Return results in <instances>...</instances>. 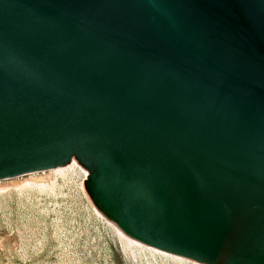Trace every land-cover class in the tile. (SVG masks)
Wrapping results in <instances>:
<instances>
[{
  "label": "water",
  "instance_id": "water-1",
  "mask_svg": "<svg viewBox=\"0 0 264 264\" xmlns=\"http://www.w3.org/2000/svg\"><path fill=\"white\" fill-rule=\"evenodd\" d=\"M73 160L129 238L264 264V0H0V180Z\"/></svg>",
  "mask_w": 264,
  "mask_h": 264
},
{
  "label": "rangeland",
  "instance_id": "rangeland-1",
  "mask_svg": "<svg viewBox=\"0 0 264 264\" xmlns=\"http://www.w3.org/2000/svg\"><path fill=\"white\" fill-rule=\"evenodd\" d=\"M86 176L72 161L0 180V264H200L121 235L84 194Z\"/></svg>",
  "mask_w": 264,
  "mask_h": 264
},
{
  "label": "bare ground",
  "instance_id": "bare-ground-1",
  "mask_svg": "<svg viewBox=\"0 0 264 264\" xmlns=\"http://www.w3.org/2000/svg\"><path fill=\"white\" fill-rule=\"evenodd\" d=\"M74 161V160H73ZM72 163V162H71ZM70 163V164H71ZM69 165V164H68ZM67 165V166H68ZM64 167H66V166H64ZM61 168H63V167H61ZM82 168V167H81ZM86 171V170H85ZM85 194V193H84ZM95 209V208H94ZM96 210V209H95ZM97 211V210H96ZM98 212V211H97ZM118 230V232L121 234V235H125L124 233H122V231L121 230H119V229H117ZM129 238V237H128ZM131 241H135L134 239H131V238H129ZM135 242H137V241H135ZM139 243V242H138ZM144 245V244H143ZM146 246V245H145ZM151 248V247H150ZM153 249V248H152ZM146 250H148V248H146ZM159 251V250H158ZM154 252H156V250H154ZM161 252H163V251H161ZM164 253H166V252H164ZM167 254H169V253H167ZM169 255H171V254H169ZM174 256V255H173ZM178 257V256H177ZM181 258V257H180ZM184 259V258H183ZM186 260H188V259H186ZM190 261H192V260H190ZM195 262V261H194ZM201 264V263H200Z\"/></svg>",
  "mask_w": 264,
  "mask_h": 264
}]
</instances>
